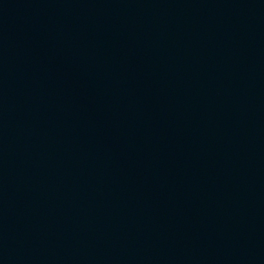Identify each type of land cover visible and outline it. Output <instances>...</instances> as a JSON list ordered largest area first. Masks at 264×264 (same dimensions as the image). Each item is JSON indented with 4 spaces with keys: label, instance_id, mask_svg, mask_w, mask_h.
I'll list each match as a JSON object with an SVG mask.
<instances>
[{
    "label": "water",
    "instance_id": "1",
    "mask_svg": "<svg viewBox=\"0 0 264 264\" xmlns=\"http://www.w3.org/2000/svg\"><path fill=\"white\" fill-rule=\"evenodd\" d=\"M0 264H264V0H0Z\"/></svg>",
    "mask_w": 264,
    "mask_h": 264
}]
</instances>
